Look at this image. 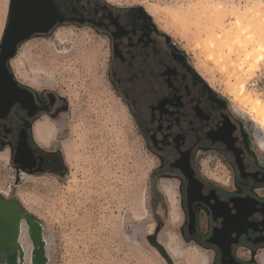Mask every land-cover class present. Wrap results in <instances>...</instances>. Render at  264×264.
<instances>
[{
    "label": "flooded vegetation",
    "instance_id": "1",
    "mask_svg": "<svg viewBox=\"0 0 264 264\" xmlns=\"http://www.w3.org/2000/svg\"><path fill=\"white\" fill-rule=\"evenodd\" d=\"M53 1L63 22L30 39L64 24L89 25L106 38L111 82L157 160L163 187L154 193L153 229L164 227L168 205L172 210L167 186L182 214L181 243L212 253V264H264V154L254 121L202 78L179 41L141 6ZM19 82L21 99L0 117V149L8 146L14 165L30 175L61 176L68 170L59 127L66 102ZM45 120L56 128L47 141L36 136ZM0 264H50L48 227L11 196H0Z\"/></svg>",
    "mask_w": 264,
    "mask_h": 264
},
{
    "label": "rangeland",
    "instance_id": "2",
    "mask_svg": "<svg viewBox=\"0 0 264 264\" xmlns=\"http://www.w3.org/2000/svg\"><path fill=\"white\" fill-rule=\"evenodd\" d=\"M105 1L141 6L151 14L179 41L202 78L252 122L248 107L234 92L245 83L246 91L264 99V60L259 70L249 74L235 65L236 53L220 58L216 49L215 53L204 46L191 49L186 37L173 28L170 12L163 9L183 10L193 0ZM249 1L229 4L244 9L252 4ZM259 1L264 5V0ZM233 22L234 17L225 18L226 25ZM187 34L204 37L195 26ZM13 61L21 69L17 73L11 66L18 80L56 91L66 102L59 124L68 164L65 174L30 175L14 165L8 146L0 149V196L20 199L46 224L50 264H167L144 240L154 231L152 213L158 204L154 193L163 187L157 160L111 82L106 38L89 25L64 24L24 42ZM260 152L264 154V148ZM168 208L161 232L166 246L171 235L177 233L181 239L182 223L180 210L178 214ZM182 247L181 253L172 254L176 264H212V253L195 252V243Z\"/></svg>",
    "mask_w": 264,
    "mask_h": 264
},
{
    "label": "bare ground",
    "instance_id": "3",
    "mask_svg": "<svg viewBox=\"0 0 264 264\" xmlns=\"http://www.w3.org/2000/svg\"><path fill=\"white\" fill-rule=\"evenodd\" d=\"M230 1L232 0H193L183 10L180 7H165L163 10L170 12L173 28L178 34L186 37L191 49L200 50V47L204 46L210 48L212 53H215L214 49H216L220 58L226 57L227 53L230 56L236 53L239 62L236 61L235 65L245 70L246 73L252 74L260 69L264 60V5L259 0H250L252 4L241 9L229 4ZM8 5L9 0H0V38L7 17ZM227 16L234 17V22L229 26L225 23ZM190 26H195L196 30L204 32V37L191 38L187 34ZM12 66L17 73L21 72L17 61H13ZM239 89V92H234V94L252 114L251 119L261 134L258 138L259 144L264 148V99L254 95L255 93L246 91L245 83H242ZM239 112L246 116L244 111ZM55 132V125L49 120L39 122L36 126V136L40 140L51 139ZM65 144L70 143L65 141ZM165 188L173 213H177L175 195L171 188L167 186ZM166 247L174 256L183 251L182 243L175 235H171ZM194 251L200 252L198 248ZM204 258L208 260V256Z\"/></svg>",
    "mask_w": 264,
    "mask_h": 264
},
{
    "label": "water",
    "instance_id": "4",
    "mask_svg": "<svg viewBox=\"0 0 264 264\" xmlns=\"http://www.w3.org/2000/svg\"><path fill=\"white\" fill-rule=\"evenodd\" d=\"M53 0H9L7 21L0 40V117L20 100L23 90L11 61L20 46L36 32L48 33L56 21L63 22ZM162 229H154L144 240L167 264H176L161 239Z\"/></svg>",
    "mask_w": 264,
    "mask_h": 264
}]
</instances>
